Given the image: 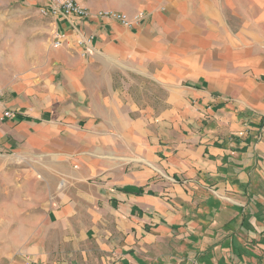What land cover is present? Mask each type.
<instances>
[{
  "label": "crops",
  "instance_id": "obj_1",
  "mask_svg": "<svg viewBox=\"0 0 264 264\" xmlns=\"http://www.w3.org/2000/svg\"><path fill=\"white\" fill-rule=\"evenodd\" d=\"M121 9L146 18L51 19L61 45L0 86L4 243L22 264H264V0Z\"/></svg>",
  "mask_w": 264,
  "mask_h": 264
},
{
  "label": "rangeland",
  "instance_id": "obj_2",
  "mask_svg": "<svg viewBox=\"0 0 264 264\" xmlns=\"http://www.w3.org/2000/svg\"><path fill=\"white\" fill-rule=\"evenodd\" d=\"M92 11H121L132 0H76ZM42 0H0V86L11 84L15 71L24 67L34 51L43 50L42 43L53 47L52 18L40 13ZM123 11V10H122ZM4 199L0 198V264H22L4 243L7 219ZM9 223V222H8Z\"/></svg>",
  "mask_w": 264,
  "mask_h": 264
},
{
  "label": "built area",
  "instance_id": "obj_3",
  "mask_svg": "<svg viewBox=\"0 0 264 264\" xmlns=\"http://www.w3.org/2000/svg\"><path fill=\"white\" fill-rule=\"evenodd\" d=\"M40 13L44 16H49L52 19H62L65 21H111L119 23L125 27L133 28L139 26L146 18L144 12H138L134 15L115 10H97L92 11L81 6L76 0H44L40 7ZM53 47L58 48L62 41V36L59 32L53 33ZM89 53L88 50H84ZM11 113H5V117H11ZM25 264H37L32 261H25Z\"/></svg>",
  "mask_w": 264,
  "mask_h": 264
}]
</instances>
